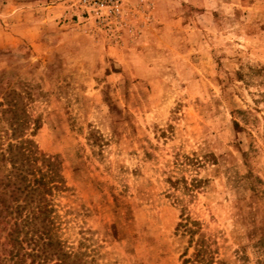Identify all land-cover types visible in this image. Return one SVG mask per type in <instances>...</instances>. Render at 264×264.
<instances>
[{
	"label": "rangeland",
	"instance_id": "rangeland-1",
	"mask_svg": "<svg viewBox=\"0 0 264 264\" xmlns=\"http://www.w3.org/2000/svg\"><path fill=\"white\" fill-rule=\"evenodd\" d=\"M9 111L84 264H264V0H0Z\"/></svg>",
	"mask_w": 264,
	"mask_h": 264
},
{
	"label": "trees",
	"instance_id": "trees-1",
	"mask_svg": "<svg viewBox=\"0 0 264 264\" xmlns=\"http://www.w3.org/2000/svg\"><path fill=\"white\" fill-rule=\"evenodd\" d=\"M9 113L8 136L19 140L0 147V224L5 231L0 264H84V253L61 239L59 217L47 198L65 189L63 181L51 161L22 134L26 116Z\"/></svg>",
	"mask_w": 264,
	"mask_h": 264
},
{
	"label": "built area",
	"instance_id": "built-area-1",
	"mask_svg": "<svg viewBox=\"0 0 264 264\" xmlns=\"http://www.w3.org/2000/svg\"><path fill=\"white\" fill-rule=\"evenodd\" d=\"M103 2H104L105 5L113 6V5L118 3V0H103Z\"/></svg>",
	"mask_w": 264,
	"mask_h": 264
}]
</instances>
